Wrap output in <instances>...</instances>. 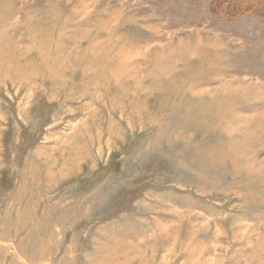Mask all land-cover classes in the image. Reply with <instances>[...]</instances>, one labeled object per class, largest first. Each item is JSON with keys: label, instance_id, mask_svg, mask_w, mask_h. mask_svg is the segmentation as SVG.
Here are the masks:
<instances>
[{"label": "rangeland", "instance_id": "1", "mask_svg": "<svg viewBox=\"0 0 264 264\" xmlns=\"http://www.w3.org/2000/svg\"><path fill=\"white\" fill-rule=\"evenodd\" d=\"M0 264H264V0H0Z\"/></svg>", "mask_w": 264, "mask_h": 264}]
</instances>
